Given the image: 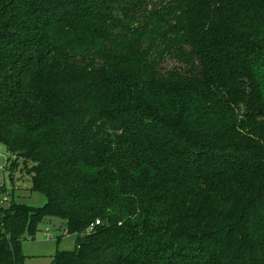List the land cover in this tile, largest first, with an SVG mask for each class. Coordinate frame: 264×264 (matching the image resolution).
<instances>
[{
  "label": "trees",
  "instance_id": "obj_1",
  "mask_svg": "<svg viewBox=\"0 0 264 264\" xmlns=\"http://www.w3.org/2000/svg\"><path fill=\"white\" fill-rule=\"evenodd\" d=\"M0 143V264H264V0H0Z\"/></svg>",
  "mask_w": 264,
  "mask_h": 264
},
{
  "label": "rangeland",
  "instance_id": "obj_2",
  "mask_svg": "<svg viewBox=\"0 0 264 264\" xmlns=\"http://www.w3.org/2000/svg\"><path fill=\"white\" fill-rule=\"evenodd\" d=\"M174 61L168 59L165 66L170 68ZM6 147L0 143V178L5 183L9 193L14 191V199L34 206L46 203V196L39 191L31 190V175L28 170L32 163H26L23 158H16L15 165L10 168L15 157L8 162ZM13 190V191H12ZM76 234L66 231V222L59 216L45 217L37 226L33 238L22 243L25 256L23 264H51L54 256L61 250L76 248Z\"/></svg>",
  "mask_w": 264,
  "mask_h": 264
},
{
  "label": "built area",
  "instance_id": "obj_3",
  "mask_svg": "<svg viewBox=\"0 0 264 264\" xmlns=\"http://www.w3.org/2000/svg\"><path fill=\"white\" fill-rule=\"evenodd\" d=\"M99 223V221H97V224ZM92 227H94V225L92 224Z\"/></svg>",
  "mask_w": 264,
  "mask_h": 264
}]
</instances>
